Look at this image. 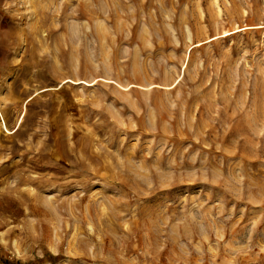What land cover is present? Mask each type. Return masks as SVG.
Returning a JSON list of instances; mask_svg holds the SVG:
<instances>
[{"label":"rangeland","instance_id":"rangeland-1","mask_svg":"<svg viewBox=\"0 0 264 264\" xmlns=\"http://www.w3.org/2000/svg\"><path fill=\"white\" fill-rule=\"evenodd\" d=\"M0 113V264H264V0H0Z\"/></svg>","mask_w":264,"mask_h":264},{"label":"bare ground","instance_id":"bare-ground-1","mask_svg":"<svg viewBox=\"0 0 264 264\" xmlns=\"http://www.w3.org/2000/svg\"><path fill=\"white\" fill-rule=\"evenodd\" d=\"M0 114H2V113H0ZM36 114V113H35ZM15 124H16V122H14ZM6 125L4 126V125H1V127H2V129H4V131H5V134L6 133H8V134H15L20 128H18V127H16V126H18L19 125V121L17 122V124H16V126H15V128L14 129H11V126H10V124H9V122L7 121L6 123H5ZM8 125V126H7ZM4 126V127H3ZM6 127H8L9 129H6ZM2 131V130H1ZM52 131V130H51ZM26 132V131H25ZM50 132V131H49ZM24 133V132H23ZM27 133V132H26ZM25 135V134H24ZM24 135H22V136H24ZM3 136V135H2ZM5 137V136H4ZM11 138H12V136H11ZM12 140H14V138L12 139ZM12 142V141H11ZM14 144H16V143H14ZM13 147V146H12ZM17 148V147H16ZM42 148V147H41ZM14 149V148H13ZM15 150V149H14ZM17 151V150H16ZM40 152V151H39ZM1 175H2V173H0ZM34 190V189H33ZM32 190V191H33ZM35 193H37V192H35ZM33 194H34V192H33ZM32 195V194H31ZM33 196H35V195H33Z\"/></svg>","mask_w":264,"mask_h":264}]
</instances>
